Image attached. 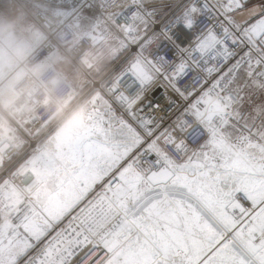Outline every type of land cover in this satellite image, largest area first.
<instances>
[{
    "label": "snow or ice",
    "instance_id": "6c2138e0",
    "mask_svg": "<svg viewBox=\"0 0 264 264\" xmlns=\"http://www.w3.org/2000/svg\"><path fill=\"white\" fill-rule=\"evenodd\" d=\"M65 8L109 47L102 106L51 189L0 174V264H264V0Z\"/></svg>",
    "mask_w": 264,
    "mask_h": 264
},
{
    "label": "built area",
    "instance_id": "2783aa9c",
    "mask_svg": "<svg viewBox=\"0 0 264 264\" xmlns=\"http://www.w3.org/2000/svg\"><path fill=\"white\" fill-rule=\"evenodd\" d=\"M71 0H0V6L18 17L28 28L21 36L33 41L27 54L17 62L14 82L17 99L6 106L0 101V174L9 169L21 189L35 183L31 158L38 153L54 128L74 111L76 102L91 94L98 96L108 72L103 60L109 56L107 44L98 45L84 34L82 25L65 14ZM113 8L103 9L105 15ZM110 14V13H109ZM159 95V93L157 94ZM94 96V97H95Z\"/></svg>",
    "mask_w": 264,
    "mask_h": 264
},
{
    "label": "bare ground",
    "instance_id": "6f19581e",
    "mask_svg": "<svg viewBox=\"0 0 264 264\" xmlns=\"http://www.w3.org/2000/svg\"><path fill=\"white\" fill-rule=\"evenodd\" d=\"M117 8L113 6L109 10L107 14H111L116 10ZM33 39L34 43L39 38V33L33 32ZM28 43H21L15 47L14 37L13 33H9L5 38L0 37V100L5 102L7 106H10L14 104L17 99V94L14 91V82L16 81L18 75L15 73V66L17 62H19L23 57L18 58L16 60V63H14L11 60V56H14V51L18 52L21 51L23 48L26 47ZM34 45V44H33ZM15 47V48H14ZM93 100H99L98 96H95ZM101 105V102L99 103ZM102 106V105H101ZM100 106V107H101ZM89 116V115H88ZM86 122L84 115L82 114V109L79 110L76 114H72L69 118L66 119L64 123H62L58 129L52 134V136L49 138V140L43 145L42 149L38 152L42 155H48L52 156L57 151V144H58V137L72 129H75L79 126H82ZM0 131H8L7 126H2L0 128ZM35 153L31 158V169H36L41 176H43L46 179V186L48 189H51L54 186L56 176L53 175L50 172H46L44 169L40 168L37 164L38 159L41 156H38L39 154ZM35 183H37L39 177L37 175ZM34 183V184H35Z\"/></svg>",
    "mask_w": 264,
    "mask_h": 264
},
{
    "label": "rangeland",
    "instance_id": "374dc122",
    "mask_svg": "<svg viewBox=\"0 0 264 264\" xmlns=\"http://www.w3.org/2000/svg\"><path fill=\"white\" fill-rule=\"evenodd\" d=\"M116 10H118V9H116ZM102 11H103V9H102ZM18 14H19V11L17 9H15L14 12L12 13L8 9V7H6L4 5L0 6V37L5 38V36H7L9 33H13L15 47L21 43H23V44L28 43V45H26V47L23 48L21 51H18V52L14 51V53H15L14 56H11V60L14 63V65L16 63V60H18V58H20V57H24L27 54V52L29 51V49L31 48V46L34 44V39L31 42V40H27L26 36H21L19 34V29H21L22 27L28 28V25L26 23L24 25H22V23L18 17ZM103 64H104V68H105L104 72L109 71L110 65L108 64V58H105L103 60ZM94 96H95V94H91V95L87 96L85 99L76 102L75 108H74V111L72 114H74V113L76 114L79 110L82 109V114L84 115L85 120H87L88 115H90V113H92L94 109L99 108L101 106L99 104L100 103L99 100H93ZM1 102H3V101H1ZM3 103L5 104V102H3ZM66 119L54 128L52 134L58 129V127L62 123H64L66 121ZM52 134L50 135V137L52 136ZM48 140L49 139H47L45 141V143ZM38 156H41V154H39Z\"/></svg>",
    "mask_w": 264,
    "mask_h": 264
},
{
    "label": "water",
    "instance_id": "95a60500",
    "mask_svg": "<svg viewBox=\"0 0 264 264\" xmlns=\"http://www.w3.org/2000/svg\"><path fill=\"white\" fill-rule=\"evenodd\" d=\"M158 94V93H157Z\"/></svg>",
    "mask_w": 264,
    "mask_h": 264
}]
</instances>
